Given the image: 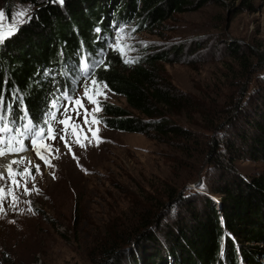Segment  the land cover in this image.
Instances as JSON below:
<instances>
[{"label": "rangeland", "instance_id": "1", "mask_svg": "<svg viewBox=\"0 0 264 264\" xmlns=\"http://www.w3.org/2000/svg\"><path fill=\"white\" fill-rule=\"evenodd\" d=\"M141 7L139 2L138 10ZM25 8L29 9L24 18L27 21L34 11L31 2L0 0V11L5 13L0 23H11L17 11ZM136 14L112 33L111 43L120 28L130 36L125 41L130 48L127 58L134 62L125 63L121 55L119 69L128 74L134 65L141 64L160 82L191 95L197 102L195 108L167 113L190 131V136L157 138L110 129L100 122L94 126L102 140L98 145L95 141L85 142L84 148L71 144L69 152L59 136L50 141L60 149L53 153L59 156L51 159L54 167L46 166L32 150L25 153L41 166L34 181L39 193L24 195L21 189L15 207L10 199L4 203L0 264H100L102 249L121 234H132L133 238L138 220L151 210L160 211L158 205H167L170 192L196 198L202 206L205 196L219 203L221 196L213 191L222 169L215 164V156L247 179L264 172V161L240 149L242 142L236 134L248 127V117L234 112L236 99L252 114L253 107H261L263 102L264 61L258 57L264 54V0H193L153 24L150 20L137 24ZM92 76L90 72L82 80L75 96L83 95ZM105 91L107 99L100 100L133 110L124 96L109 88ZM234 114L238 115L231 120ZM55 127L59 131L62 126ZM230 142L240 148L230 149ZM210 144L217 148L215 153L207 148ZM3 184L0 181V186ZM28 186L31 188L32 182ZM175 208L179 210L175 204L163 209L162 213L169 211L163 222L176 219ZM144 231L139 244L145 241ZM133 244H124L123 252L138 247ZM245 244L264 246V242Z\"/></svg>", "mask_w": 264, "mask_h": 264}, {"label": "trees", "instance_id": "2", "mask_svg": "<svg viewBox=\"0 0 264 264\" xmlns=\"http://www.w3.org/2000/svg\"><path fill=\"white\" fill-rule=\"evenodd\" d=\"M27 1L34 7L31 18L0 44V96L13 105L12 119L26 108L33 122L43 124L51 100L66 91L74 93L85 62L92 67V79L124 96L129 107L139 113L101 100L98 117L104 126L157 138L190 136V131L177 125L167 113L191 110L196 100L172 84L160 82L150 68L141 64L123 74L119 69L121 54L110 46L114 28L120 23L122 26L133 13H137V24L148 20L153 24L193 0H107L105 4L103 0H65L64 4ZM139 2L142 7L138 10ZM258 58L264 61V54ZM234 103L230 104L234 112L248 117V127L236 134L241 148L234 142L228 147L236 151L243 148L254 159L264 161V97L261 107H253L254 114L250 108L246 111L247 105L240 99ZM237 115L228 117L232 120ZM207 148L214 153L217 150L212 144ZM214 162L222 169L213 191L221 196L219 203L205 196L202 206L196 198L170 192L167 205H158L160 211L151 210L138 220V227L142 225L134 229L133 238L132 234H121L102 249L100 264H262L264 246L245 242H264V172L247 179L224 164L219 155ZM171 204L179 207L175 208L176 219L170 217L163 222L169 211L162 212ZM142 231L145 241L140 245ZM132 243L138 247L123 252V245Z\"/></svg>", "mask_w": 264, "mask_h": 264}, {"label": "snow or ice", "instance_id": "3", "mask_svg": "<svg viewBox=\"0 0 264 264\" xmlns=\"http://www.w3.org/2000/svg\"><path fill=\"white\" fill-rule=\"evenodd\" d=\"M58 2L62 4L63 0H58ZM28 12L29 9L27 8L19 10L11 23H0V44L13 36L21 24L27 22L24 18ZM4 18L5 13L0 11V21H3ZM128 38L130 36L126 37L125 30L120 28L115 34L111 47L125 57V63H133V60L127 58V52L130 48L125 41ZM99 63L102 64L103 60ZM107 88V84L93 78L84 86L82 96L69 95L68 92H63L60 96L54 97L51 100V109L46 113V118L43 121L44 126L35 125L25 108L22 110V115L16 118L23 123L16 127V119H9V116L12 115L13 105L11 103L6 104L4 97L0 96V158L28 152L29 148L25 144V141L28 140L31 150L35 152L38 159L43 161L46 166L54 167L51 159L59 158L53 153H59L60 149L54 148L50 141H55L57 136L69 152L72 151L71 144H77L84 148L87 144L95 141L98 145L102 140L98 136V127L94 126L101 122L98 117V113L102 111L100 97L107 99L105 91ZM62 100L66 103L61 104ZM85 101L92 107H86ZM58 113L60 114L59 119L57 118ZM55 124L62 126L59 131H57ZM88 133L91 135L89 136ZM73 158H76L74 153ZM14 165L16 167H13ZM33 169H35V174ZM40 174V164H36L28 157L20 156L17 159L9 160L6 164H0V181L4 182L0 186V212L4 211L3 205L9 199L12 207L19 203L17 192L21 189H23L24 195H31L32 192L38 194L39 189L36 188L34 181L36 176ZM30 182H32L31 188L28 186ZM27 203L31 204L30 201ZM28 210L31 211V207Z\"/></svg>", "mask_w": 264, "mask_h": 264}, {"label": "bare ground", "instance_id": "4", "mask_svg": "<svg viewBox=\"0 0 264 264\" xmlns=\"http://www.w3.org/2000/svg\"><path fill=\"white\" fill-rule=\"evenodd\" d=\"M25 155L26 154H24L23 156L25 157ZM19 158V157H18ZM11 159H17V158H13V157H8V158H6V159H1L0 160V164H6L9 160H11Z\"/></svg>", "mask_w": 264, "mask_h": 264}]
</instances>
